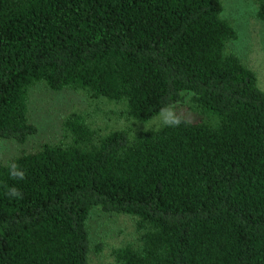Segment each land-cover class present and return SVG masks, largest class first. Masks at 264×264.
Wrapping results in <instances>:
<instances>
[{
	"label": "trees",
	"instance_id": "1",
	"mask_svg": "<svg viewBox=\"0 0 264 264\" xmlns=\"http://www.w3.org/2000/svg\"><path fill=\"white\" fill-rule=\"evenodd\" d=\"M223 11L221 0H0V140L37 134L27 102L39 83L120 103L143 124L167 105L195 117L104 133L89 113L65 115L60 140L0 165V264H89L93 209L137 219L139 242L115 264H264V91L227 51L237 33Z\"/></svg>",
	"mask_w": 264,
	"mask_h": 264
},
{
	"label": "rangeland",
	"instance_id": "2",
	"mask_svg": "<svg viewBox=\"0 0 264 264\" xmlns=\"http://www.w3.org/2000/svg\"><path fill=\"white\" fill-rule=\"evenodd\" d=\"M223 17L230 21L237 33L227 51L234 53L257 76L258 87L264 91V21L255 15L253 0H221ZM28 119L38 132L25 143L0 140V165L7 164L22 152H31L43 143H55L63 136L62 122L71 112L91 114L96 125L107 133L109 130L124 129L131 133L157 128L162 118L148 123H139L121 114L122 104L105 99L94 100L86 93L64 89L54 91L44 84H36L28 92ZM177 115L194 120L195 117L185 104L174 107ZM137 219L128 215L105 213L93 209L87 220L89 231V264H115L113 253L125 246H136L140 232Z\"/></svg>",
	"mask_w": 264,
	"mask_h": 264
},
{
	"label": "clouds",
	"instance_id": "3",
	"mask_svg": "<svg viewBox=\"0 0 264 264\" xmlns=\"http://www.w3.org/2000/svg\"><path fill=\"white\" fill-rule=\"evenodd\" d=\"M160 116L162 117V123L168 127H176L182 123V119L174 111L173 105H167L160 109ZM10 175L13 178L24 179V171L19 170V166L16 163L10 165ZM7 195L14 198H22V194L15 186L8 188Z\"/></svg>",
	"mask_w": 264,
	"mask_h": 264
}]
</instances>
